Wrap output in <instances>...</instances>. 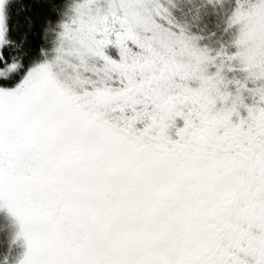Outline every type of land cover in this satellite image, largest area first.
<instances>
[{
  "label": "snow or ice",
  "instance_id": "6c2138e0",
  "mask_svg": "<svg viewBox=\"0 0 264 264\" xmlns=\"http://www.w3.org/2000/svg\"><path fill=\"white\" fill-rule=\"evenodd\" d=\"M0 264H264V0H0Z\"/></svg>",
  "mask_w": 264,
  "mask_h": 264
}]
</instances>
